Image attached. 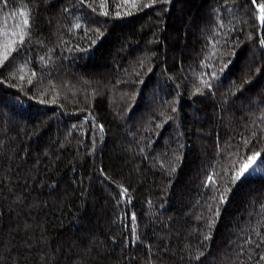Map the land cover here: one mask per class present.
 <instances>
[{"label":"trees","instance_id":"16d2710c","mask_svg":"<svg viewBox=\"0 0 264 264\" xmlns=\"http://www.w3.org/2000/svg\"><path fill=\"white\" fill-rule=\"evenodd\" d=\"M0 264H264V0H0Z\"/></svg>","mask_w":264,"mask_h":264},{"label":"snow or ice","instance_id":"6c2138e0","mask_svg":"<svg viewBox=\"0 0 264 264\" xmlns=\"http://www.w3.org/2000/svg\"><path fill=\"white\" fill-rule=\"evenodd\" d=\"M25 23H27V21L25 20Z\"/></svg>","mask_w":264,"mask_h":264}]
</instances>
